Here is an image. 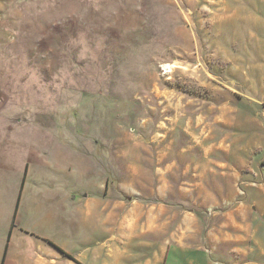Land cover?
<instances>
[{"label":"rangeland","instance_id":"1","mask_svg":"<svg viewBox=\"0 0 264 264\" xmlns=\"http://www.w3.org/2000/svg\"><path fill=\"white\" fill-rule=\"evenodd\" d=\"M221 6L205 0H0L1 213L9 199L14 220L26 160L38 150L61 161L74 151L77 173L110 172L121 155L125 188L133 173L164 171L157 162L175 159L176 173L185 166L178 162L206 156L209 164L200 168L206 188L213 157L243 162L226 150L230 142L244 146L246 133L236 124L227 127L242 116L218 111L238 101L241 114L245 102L252 104L245 96L259 85L243 76L253 62H264V4L225 0ZM101 140H107V158ZM120 197L125 203L142 199L129 188ZM146 203L201 212L203 237L214 217L226 213L221 207L213 216L180 205L178 197ZM83 234L77 230L73 240L61 227L56 238L66 252L71 242L75 252ZM8 244L7 264H33L27 258L32 239L13 229ZM59 259L67 262L62 254Z\"/></svg>","mask_w":264,"mask_h":264},{"label":"crops","instance_id":"2","mask_svg":"<svg viewBox=\"0 0 264 264\" xmlns=\"http://www.w3.org/2000/svg\"><path fill=\"white\" fill-rule=\"evenodd\" d=\"M205 1L221 3V8L225 2ZM253 63L255 67L249 70V76L247 71L243 76L254 87L259 85L256 92L245 96L252 104L245 102L247 106L241 114L238 112L242 102L238 101L234 108L229 106L218 111L219 115L220 112L224 116L232 114L235 119L236 115L242 116L237 123L231 124L229 120L227 127L233 128L236 124L237 130L246 133L244 146H237V141L230 142L226 150L229 156L241 154L243 162L230 159L219 163L213 157L208 188L201 183L200 172L201 164L209 161H205L206 156L178 162L185 166L177 167L176 173L172 172L177 165L175 159L163 164L157 162L156 165H163L164 171L157 168L152 176L131 175L130 187L126 188L142 199L125 203L120 197L126 189L124 174L118 166L123 162L121 155H115L110 172L77 173L74 151L68 149L73 157L70 159L68 153L61 161L58 154L47 155L38 150L26 160L14 220L9 199L7 210L3 214L0 211V263L5 256L3 264H7L10 235L13 229H18L33 240L32 252L27 255L33 264H59L60 251L64 248L56 235L62 227L70 231L73 240L77 230L84 231L78 241L80 251L74 252L71 242L66 244L67 252L62 250L73 259L62 254L67 260L64 264H107L109 261L114 264H264V102H257L264 101V62ZM222 120L227 124L224 117ZM102 146L107 158V140L100 141ZM35 156L36 160H32ZM29 162H33L31 169ZM250 163L254 170L247 171ZM1 195L0 201L5 205ZM175 197L181 201L180 205L190 203L215 213L222 207L226 209L225 218L214 217L203 237L197 230L203 222L199 217L201 212L195 215L177 211L170 203H146L151 198ZM140 243L144 245L141 247ZM139 252L145 254L141 256Z\"/></svg>","mask_w":264,"mask_h":264},{"label":"trees","instance_id":"3","mask_svg":"<svg viewBox=\"0 0 264 264\" xmlns=\"http://www.w3.org/2000/svg\"><path fill=\"white\" fill-rule=\"evenodd\" d=\"M62 254H64V256L66 257V258H68L69 260H72L73 261V259L71 258V257H69L68 255H65V253H63V251L61 250L60 251ZM3 262H4V256H3V258H2V262H1V264H3Z\"/></svg>","mask_w":264,"mask_h":264}]
</instances>
